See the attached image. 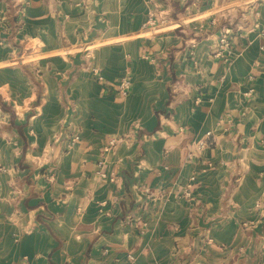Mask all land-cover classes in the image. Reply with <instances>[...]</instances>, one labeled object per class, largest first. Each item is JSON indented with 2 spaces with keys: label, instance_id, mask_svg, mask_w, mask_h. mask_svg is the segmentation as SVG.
<instances>
[{
  "label": "crops",
  "instance_id": "0c3cea01",
  "mask_svg": "<svg viewBox=\"0 0 264 264\" xmlns=\"http://www.w3.org/2000/svg\"><path fill=\"white\" fill-rule=\"evenodd\" d=\"M0 40V264H264V0H0Z\"/></svg>",
  "mask_w": 264,
  "mask_h": 264
},
{
  "label": "rangeland",
  "instance_id": "374dc122",
  "mask_svg": "<svg viewBox=\"0 0 264 264\" xmlns=\"http://www.w3.org/2000/svg\"><path fill=\"white\" fill-rule=\"evenodd\" d=\"M3 44L4 42L0 40V45ZM25 56L26 57H23V60L30 58L29 55L28 56L25 55ZM12 62L13 63H11L10 68L9 67L5 68L4 66L0 65V79H2L3 77H9L11 88L14 91V93L18 95L19 93L18 90L22 92L23 89L25 88V84H24L25 80L20 79V75H22L24 78L25 77L28 78V80L30 81H33V75L27 69H25L24 65L21 64V59L16 58ZM18 71L20 72L19 74H17ZM17 109H18V105H17ZM262 247L264 248V244L262 245Z\"/></svg>",
  "mask_w": 264,
  "mask_h": 264
},
{
  "label": "built area",
  "instance_id": "2783aa9c",
  "mask_svg": "<svg viewBox=\"0 0 264 264\" xmlns=\"http://www.w3.org/2000/svg\"><path fill=\"white\" fill-rule=\"evenodd\" d=\"M150 25L153 24V20H149L148 21ZM219 47H221L222 49H225L226 51H229L230 48H231V42L225 38H221L219 40ZM118 89H119V93L122 95V96H126L127 95V87L125 86V84L123 82H121L119 85H118ZM206 136H210V133H207ZM199 148H202L204 146V143H200L198 144ZM193 180V179H191Z\"/></svg>",
  "mask_w": 264,
  "mask_h": 264
}]
</instances>
